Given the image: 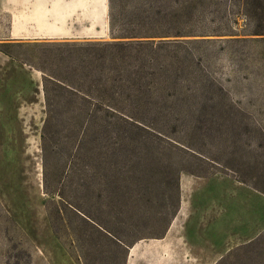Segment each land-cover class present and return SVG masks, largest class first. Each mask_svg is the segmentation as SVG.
Wrapping results in <instances>:
<instances>
[{
	"label": "rangeland",
	"instance_id": "obj_1",
	"mask_svg": "<svg viewBox=\"0 0 264 264\" xmlns=\"http://www.w3.org/2000/svg\"><path fill=\"white\" fill-rule=\"evenodd\" d=\"M111 13L14 40L0 10V264H264V0Z\"/></svg>",
	"mask_w": 264,
	"mask_h": 264
},
{
	"label": "crops",
	"instance_id": "obj_2",
	"mask_svg": "<svg viewBox=\"0 0 264 264\" xmlns=\"http://www.w3.org/2000/svg\"><path fill=\"white\" fill-rule=\"evenodd\" d=\"M3 2H0V10L9 18L6 28L9 39L89 40L105 38L111 31V26L109 30L108 24V0H25L23 3L4 0ZM13 4L30 5V13H27L26 9L18 12L15 8L12 13ZM130 256H132L131 252ZM129 262L130 260L127 264Z\"/></svg>",
	"mask_w": 264,
	"mask_h": 264
},
{
	"label": "trees",
	"instance_id": "obj_3",
	"mask_svg": "<svg viewBox=\"0 0 264 264\" xmlns=\"http://www.w3.org/2000/svg\"><path fill=\"white\" fill-rule=\"evenodd\" d=\"M125 20V19H124ZM144 22V20H142L141 18L139 19V21H135V22H130L131 24L127 25V28H125L126 26H124L123 29H125V32H121L119 38H121L119 41H114L112 43H107V44H111L114 46H118L120 47L122 50L128 48V46H130L131 44H144L145 42H153L151 40H126L129 38H134V37H150L151 34L150 32H142L138 29H140V25H142V23ZM137 23V24H136ZM110 24H111V28L113 29V17H112V13L110 14ZM132 24H136V28H131V31H126V29H129L131 27ZM129 27V28H128Z\"/></svg>",
	"mask_w": 264,
	"mask_h": 264
},
{
	"label": "bare ground",
	"instance_id": "obj_4",
	"mask_svg": "<svg viewBox=\"0 0 264 264\" xmlns=\"http://www.w3.org/2000/svg\"><path fill=\"white\" fill-rule=\"evenodd\" d=\"M95 31V30H94ZM105 32V31H104ZM98 34V33H97ZM59 35V34H58Z\"/></svg>",
	"mask_w": 264,
	"mask_h": 264
}]
</instances>
